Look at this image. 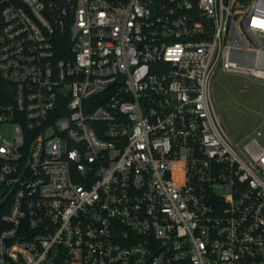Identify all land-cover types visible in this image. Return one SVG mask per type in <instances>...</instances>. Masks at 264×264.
Masks as SVG:
<instances>
[{
  "label": "built area",
  "instance_id": "1",
  "mask_svg": "<svg viewBox=\"0 0 264 264\" xmlns=\"http://www.w3.org/2000/svg\"><path fill=\"white\" fill-rule=\"evenodd\" d=\"M264 0H0V264H264Z\"/></svg>",
  "mask_w": 264,
  "mask_h": 264
},
{
  "label": "rangeland",
  "instance_id": "2",
  "mask_svg": "<svg viewBox=\"0 0 264 264\" xmlns=\"http://www.w3.org/2000/svg\"><path fill=\"white\" fill-rule=\"evenodd\" d=\"M213 92L226 132L235 140L248 139L263 122L264 85L253 79L222 74L215 81ZM260 140L264 145V139Z\"/></svg>",
  "mask_w": 264,
  "mask_h": 264
}]
</instances>
